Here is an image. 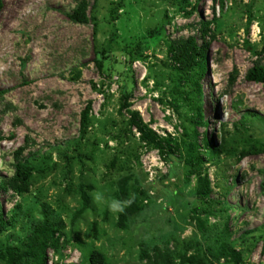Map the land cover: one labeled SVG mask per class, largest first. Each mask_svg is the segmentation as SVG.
Returning <instances> with one entry per match:
<instances>
[{
	"label": "rangeland",
	"instance_id": "rangeland-1",
	"mask_svg": "<svg viewBox=\"0 0 264 264\" xmlns=\"http://www.w3.org/2000/svg\"><path fill=\"white\" fill-rule=\"evenodd\" d=\"M82 2L86 22L70 21ZM190 37L206 46L201 96L171 53ZM256 64L264 0H0V182L18 162L30 170L18 190L0 186V264L46 221L59 239L46 264H90L93 252L107 264H264V84L246 79ZM197 100L207 129L192 121ZM132 117L181 151L197 141L208 200ZM113 198L131 203L112 213Z\"/></svg>",
	"mask_w": 264,
	"mask_h": 264
},
{
	"label": "trees",
	"instance_id": "trees-1",
	"mask_svg": "<svg viewBox=\"0 0 264 264\" xmlns=\"http://www.w3.org/2000/svg\"><path fill=\"white\" fill-rule=\"evenodd\" d=\"M86 3H79L77 8L70 14H67L70 21L84 24L86 22ZM117 10L114 11L116 13ZM206 26L209 23H205ZM171 53L174 57V67L182 73H192V75L187 74L188 76L196 77L191 81V85L194 86V90L197 92L198 96H201V87L199 85V80L201 75H203L206 69V46H199L197 40L194 37H190L186 40H179L174 45H172ZM98 69H102L103 62L96 61ZM246 79L248 82L256 84H264V65L256 64L252 69L247 72ZM4 92H0V96ZM175 109L179 108V102L173 100L171 103ZM192 108L194 109V118L192 121L196 125L204 126L206 129L210 127L209 122L204 121L202 107L199 100L193 101L191 103ZM91 112V102L87 103L85 109L81 113V128L85 130L89 120V113ZM130 125L135 127L140 133V140L146 145L156 149L162 156H171L178 155L183 159V162L186 166V174L189 179L192 176L197 178V188L196 194L201 200H208L211 193V182L208 175L202 174L203 166V156L199 153V145H197L195 133V141L193 144H188L184 151H181L180 145H178L171 137L163 138L160 137L153 130L149 129L147 125L138 117H132ZM204 142L208 145V139L206 136H203ZM15 175L11 179V182L3 180L0 182L1 188L7 190L13 186L14 189L18 190L20 185L25 183L30 178V170L23 163L15 164ZM11 183L14 185L11 186ZM21 190V189H20ZM123 195H126L128 192L126 181L122 183L121 190ZM84 203L87 202V198L83 195ZM55 230L52 228V225L48 221L43 225L37 226L32 231V234L29 239V248L26 250H20L17 248H9L6 253L8 255V264H46V250L48 248H53L54 250L58 249L59 239L55 237ZM223 254H229L232 256V259L238 260L239 254L233 250L223 247ZM20 251V252H18ZM233 254V255H232ZM90 264H107L103 256L98 252L91 253L89 257Z\"/></svg>",
	"mask_w": 264,
	"mask_h": 264
},
{
	"label": "clouds",
	"instance_id": "clouds-1",
	"mask_svg": "<svg viewBox=\"0 0 264 264\" xmlns=\"http://www.w3.org/2000/svg\"><path fill=\"white\" fill-rule=\"evenodd\" d=\"M92 198L94 202H101L104 200L103 194L100 192L92 193ZM131 203V200H118V199H111L108 203L109 211L112 213H122L124 212L125 208Z\"/></svg>",
	"mask_w": 264,
	"mask_h": 264
}]
</instances>
